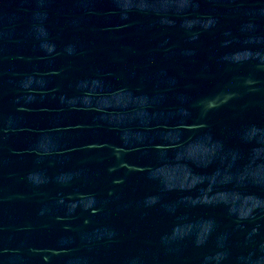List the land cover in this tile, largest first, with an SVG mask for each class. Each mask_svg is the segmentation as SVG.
<instances>
[{
  "label": "water",
  "instance_id": "1",
  "mask_svg": "<svg viewBox=\"0 0 264 264\" xmlns=\"http://www.w3.org/2000/svg\"><path fill=\"white\" fill-rule=\"evenodd\" d=\"M0 264H264V0H0Z\"/></svg>",
  "mask_w": 264,
  "mask_h": 264
}]
</instances>
